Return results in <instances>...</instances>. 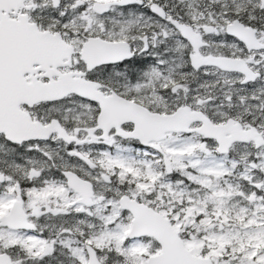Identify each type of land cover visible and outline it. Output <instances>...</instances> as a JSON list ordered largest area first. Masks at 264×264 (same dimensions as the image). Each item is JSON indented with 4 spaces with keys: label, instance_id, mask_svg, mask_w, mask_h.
<instances>
[{
    "label": "snow or ice",
    "instance_id": "obj_1",
    "mask_svg": "<svg viewBox=\"0 0 264 264\" xmlns=\"http://www.w3.org/2000/svg\"><path fill=\"white\" fill-rule=\"evenodd\" d=\"M0 264H264V0H0Z\"/></svg>",
    "mask_w": 264,
    "mask_h": 264
}]
</instances>
